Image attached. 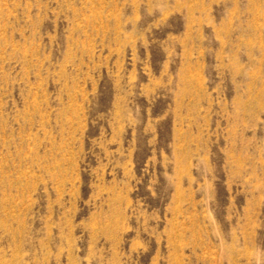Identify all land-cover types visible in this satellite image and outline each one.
I'll use <instances>...</instances> for the list:
<instances>
[{
    "label": "rangeland",
    "instance_id": "1",
    "mask_svg": "<svg viewBox=\"0 0 264 264\" xmlns=\"http://www.w3.org/2000/svg\"><path fill=\"white\" fill-rule=\"evenodd\" d=\"M0 264H264V0H0Z\"/></svg>",
    "mask_w": 264,
    "mask_h": 264
}]
</instances>
